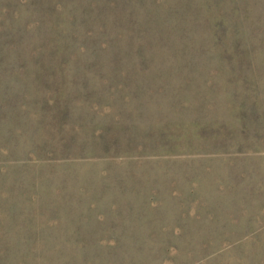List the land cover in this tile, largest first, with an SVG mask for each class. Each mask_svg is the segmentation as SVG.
<instances>
[{
  "label": "rangeland",
  "instance_id": "1",
  "mask_svg": "<svg viewBox=\"0 0 264 264\" xmlns=\"http://www.w3.org/2000/svg\"><path fill=\"white\" fill-rule=\"evenodd\" d=\"M0 264H264V0H0Z\"/></svg>",
  "mask_w": 264,
  "mask_h": 264
},
{
  "label": "trees",
  "instance_id": "2",
  "mask_svg": "<svg viewBox=\"0 0 264 264\" xmlns=\"http://www.w3.org/2000/svg\"><path fill=\"white\" fill-rule=\"evenodd\" d=\"M39 161H41V159L38 158ZM35 161V160H34Z\"/></svg>",
  "mask_w": 264,
  "mask_h": 264
}]
</instances>
